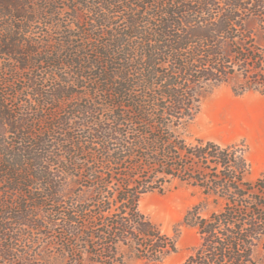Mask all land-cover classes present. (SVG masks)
<instances>
[{
    "label": "trees",
    "instance_id": "1",
    "mask_svg": "<svg viewBox=\"0 0 264 264\" xmlns=\"http://www.w3.org/2000/svg\"><path fill=\"white\" fill-rule=\"evenodd\" d=\"M14 1L12 6H16ZM240 1L227 0V10L215 15L210 13L214 0L109 3L104 10L124 13V26L107 31L105 20L100 21L92 27L95 45L89 50L79 46L77 60L67 56L63 61L59 49L38 52L45 55L42 63L52 68L74 67L77 80L87 82V88L79 96L56 88L57 92L45 94L33 81V96L42 98L48 109L54 106L48 111L52 112L47 115L48 123L36 133L26 130L25 123L12 124L13 115L5 110L9 100L0 98V223L4 225L0 259H15L8 242L18 234L8 223L38 230L41 224L32 220L31 212L47 207L52 222L58 225L61 254L69 264H86L84 254L90 256L89 264H111L120 245L133 249L138 260L161 262L175 252L174 237L162 233L137 206L142 194L161 193L173 179L197 187L204 196L221 203L207 215H203L201 204L185 214L184 223L196 229L200 243L181 264H257V251L264 258V171L254 181H247L250 166L237 148L203 140L186 144L180 133L198 113V93L204 84L228 83L237 65L246 78L250 72L247 67L261 66L258 50L235 49L229 42L238 37L236 32L250 38L243 28L246 21L236 14L241 10ZM7 7L11 8L10 3L0 4V18L10 13ZM231 25L236 28L231 29ZM83 35L89 34L84 31ZM4 40L0 44L6 47H0V53L9 54L18 63L13 72L29 68L25 58L29 61L30 52L20 50V42L8 45ZM251 79L239 93L253 89L257 82ZM76 96L84 100L76 110L84 118L98 114L95 109H107L108 115L100 127L73 136L64 131L70 115L61 107ZM66 114L68 118L61 117ZM120 128L124 140L118 136ZM73 131L77 132L76 127ZM7 134L11 139L8 143L1 140ZM119 140L127 147L113 144ZM96 141L106 156L96 160L88 178L100 188H93L88 203H79L76 199L80 196L65 189L68 182L62 184L49 170L48 155L53 149L58 160L69 157L63 167L72 172L78 186L89 188L78 175L90 166L83 162L90 160L80 159L78 153L83 155L85 147L94 146ZM109 165L128 174H116L122 177L117 179ZM116 210L119 213L107 231L97 228L99 221L112 217ZM98 248L105 256L97 254Z\"/></svg>",
    "mask_w": 264,
    "mask_h": 264
},
{
    "label": "rangeland",
    "instance_id": "2",
    "mask_svg": "<svg viewBox=\"0 0 264 264\" xmlns=\"http://www.w3.org/2000/svg\"><path fill=\"white\" fill-rule=\"evenodd\" d=\"M11 1L2 0L0 3L2 5L10 3L11 6V8L7 7L11 10L10 13L0 18V41L3 42L5 39L4 41L8 45H16V42H20V50L30 52L28 54L29 61L25 58L30 67L24 71L16 69L13 72L18 63L13 62L9 54L0 53V98L5 97L9 100L7 103L9 109L5 110L13 115L12 124L18 126L20 123H25L26 130L36 133L40 126L48 123L47 115L52 113L48 111L50 107L54 108V106H49L48 109L46 105L42 104V98L33 96L30 91L33 81L40 84V89L45 94H53L57 92L56 89H66L65 94L72 92L79 96L80 93H83V89L87 88V82L77 80L74 67L52 68L48 64L42 63L45 55L38 52L47 48L59 49L63 61H67V56L72 60H77V56L80 54L79 46H84L86 50H89L90 46L95 45V33L92 31V27L99 25L100 21L103 22L104 19L106 22L104 30H119L124 26L125 14L115 12L116 9L104 10L109 3L117 2L115 5L118 6V2H122V0H15L13 4L16 6H12ZM226 1L214 0L215 3H213L210 13L215 15L218 11L225 12L228 8ZM244 2L246 6H244ZM239 4L241 10L236 14L241 20L246 21L243 28L249 33L250 38H243L240 32H236L234 35L238 37L229 41L230 45L235 49L254 47L262 57L261 66L259 69L247 67L246 71L250 70L247 75L248 79L239 73L241 69L237 65L235 66V75L229 79L228 83L217 86L204 84L198 93V113L191 121L182 126L180 133L186 144L195 145L197 141L203 140L237 148L250 166L245 176L246 180L254 181L264 171V0H243ZM233 14L235 13L233 12ZM230 27L231 29L236 28L234 25ZM84 31L89 35L84 36ZM85 37L86 39H84ZM0 47L4 48L6 45L0 44ZM64 49L67 51L63 52ZM87 52L90 53V51ZM54 59L57 60L56 57ZM251 78L257 82L256 85H253V89L239 93L240 88L250 85ZM8 82L10 83L8 84ZM77 96L69 98L61 107L67 109V113L70 115L68 128L64 131H70L69 135L73 136L80 135L85 130L100 127V122L108 115L107 109L101 111L95 109L98 114L84 118L76 111L80 104L84 105V100ZM56 106L59 107L61 104L57 103ZM68 114L61 117L68 118ZM40 118L43 122H36ZM73 127H76L77 132L73 131ZM122 131H124L123 128H120L118 136L124 140ZM1 140L8 143L11 139L7 134L5 137H1ZM26 141L28 142V140ZM116 142L113 143L116 146L121 144L124 148L127 147L126 144L120 143V140ZM88 146L91 145L85 147L86 151L83 155L79 152L78 157L85 160L88 158L90 161L83 162V164L90 166L82 169L78 176L81 177L82 184L91 188L78 186L75 177L70 174L72 172L69 173L63 167L66 164V158L69 160V157L63 154L65 157L59 161L56 157L57 153L53 149L52 153L48 155L49 170L59 176L58 180L62 184L68 182L65 189L70 188L71 191L77 193L80 196L76 199L79 203H88V199L90 200L94 195L93 188H100V185H95L96 183H93L88 177L91 168L97 165L96 160H102L106 156L99 142L96 141L94 146ZM81 162L78 163L81 164ZM124 166L126 164L121 168L123 169ZM109 167L111 175L117 179L121 176L116 174L125 173L119 166L109 165ZM4 187L6 186L4 185ZM196 204H201L203 207V215H207L221 206V203L213 198L204 196L199 188L175 179L166 183L161 193L150 191L142 194L138 200L139 212L159 227L162 233L174 237L175 252L161 262L147 263L134 258L133 249L120 245L116 249L117 259H113L111 264L183 263L200 243L196 229L184 223L185 214ZM118 213L119 211L116 210L112 217L103 218L98 222L97 228L101 226V229L107 231L108 224L114 221L115 215ZM31 215L35 223L41 224L38 230L18 226L12 221L8 223L7 226L18 234L12 242H8L13 247L11 253L15 259L10 262L0 259V264H69L61 254V243L56 233L58 225L52 222L53 219L49 216L47 207L36 209L31 212ZM3 226L0 223V236H2ZM0 243L4 242L0 241ZM96 251L97 254L105 256L100 248ZM85 255L83 257L86 264H89L90 256L87 258ZM255 260L257 264H264V258L260 251L255 253Z\"/></svg>",
    "mask_w": 264,
    "mask_h": 264
}]
</instances>
